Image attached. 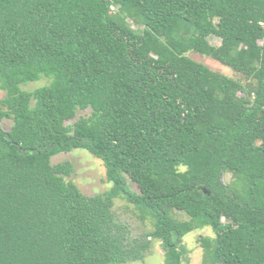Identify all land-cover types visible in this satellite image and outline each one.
Masks as SVG:
<instances>
[{
	"label": "trees",
	"instance_id": "obj_1",
	"mask_svg": "<svg viewBox=\"0 0 264 264\" xmlns=\"http://www.w3.org/2000/svg\"><path fill=\"white\" fill-rule=\"evenodd\" d=\"M0 88V264H126L154 239L184 264L203 226L205 260L264 264V0H0ZM77 148L108 191L52 163ZM116 198L154 229L132 237Z\"/></svg>",
	"mask_w": 264,
	"mask_h": 264
},
{
	"label": "rangeland",
	"instance_id": "obj_2",
	"mask_svg": "<svg viewBox=\"0 0 264 264\" xmlns=\"http://www.w3.org/2000/svg\"><path fill=\"white\" fill-rule=\"evenodd\" d=\"M209 40L214 45H220V39L217 37H209ZM188 55L196 61L202 62L212 70L224 73L228 76L239 77L232 68L215 60L209 56L201 55L197 52H189ZM48 83L47 78H42L37 82L30 83L24 88L33 90L39 86ZM5 96V92L0 88V99ZM90 111H79L77 116L81 114H89ZM13 124L11 119L5 118L2 122L4 130H9ZM69 161L72 164L73 170L67 178L74 181L84 194L93 196L102 194L108 191L112 183L107 178L106 167L103 161L85 149L77 148L71 152H63L52 158L53 164ZM128 184L131 189L138 191L136 183L127 176ZM226 182L232 181L231 174H226L224 177ZM113 212L118 221L128 225L132 237H141L154 229L153 222L150 218L142 219L139 212L123 198L114 200ZM178 217H182L180 212H177ZM214 237L215 233L211 226H203L193 229L184 237L186 253L184 254V264H213L210 260H205V249L202 245V237ZM126 264H165L164 250L161 242L158 239L152 240V245L143 260L131 261Z\"/></svg>",
	"mask_w": 264,
	"mask_h": 264
}]
</instances>
